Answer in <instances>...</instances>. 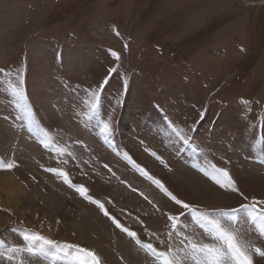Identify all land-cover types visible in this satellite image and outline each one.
Listing matches in <instances>:
<instances>
[{
  "label": "rangeland",
  "instance_id": "374dc122",
  "mask_svg": "<svg viewBox=\"0 0 264 264\" xmlns=\"http://www.w3.org/2000/svg\"><path fill=\"white\" fill-rule=\"evenodd\" d=\"M0 68L23 72L33 121L72 153L60 156L39 143L0 74V162L18 165L0 170V177L13 178L24 194L17 205L5 204L0 187V244L23 245L20 229L27 228L87 247L101 264H131L113 244L116 230L130 242L136 264H152L99 208L46 168L65 171L145 241V229L163 239V213L182 210L125 159L203 208L244 202L199 171L213 163L227 168L250 198L264 199V0H0ZM105 77L93 115L85 89ZM165 116L186 132L196 128L189 132L196 153ZM98 118H110L106 143L112 148L103 142ZM182 221L190 225L182 229L186 234L203 238L190 218ZM247 228L241 225L245 239L264 248V238ZM30 264L49 262L32 257Z\"/></svg>",
  "mask_w": 264,
  "mask_h": 264
},
{
  "label": "snow or ice",
  "instance_id": "6c2138e0",
  "mask_svg": "<svg viewBox=\"0 0 264 264\" xmlns=\"http://www.w3.org/2000/svg\"><path fill=\"white\" fill-rule=\"evenodd\" d=\"M111 55L119 61V53L113 51ZM117 67L110 68L109 73H115ZM0 74L8 78L6 80L7 91L13 99L14 106L23 114V118H27L30 125H34L39 143L45 149H50L60 156H71V152H68L65 147L53 143L49 132L33 121L24 88L23 72L18 69L13 73L0 68ZM108 79L109 77H105L97 86L85 89L92 101L90 112L93 115L96 111V102L99 100L100 91L108 83ZM244 103L248 102L244 101ZM164 119L167 121L166 116ZM200 119H204L203 113ZM167 123L172 133L175 134L185 148H191L193 153L198 151V148L194 145L193 137L189 135V132L196 131L195 127L189 128L186 132L184 129L173 125L171 121H167ZM97 127L100 134L107 140L111 133L110 118H98ZM152 155L156 156V153L153 152ZM156 158L164 163L159 156ZM17 166L14 160L0 162V170L11 171ZM105 167L108 166L105 165ZM45 171L62 178L63 182L73 188L83 199L99 208L115 228L125 233L152 258V264H254V256L264 258V248L256 246L250 240L245 239L241 230V225L246 224L248 226L246 231H254L258 238H264V199L250 198L242 192L225 167H219L213 163L207 168H199V171L219 189L238 195L244 202L234 207L212 209L203 208L199 204L179 199L168 190L162 181L153 178L144 169H140L143 175L147 176L165 196L182 210L177 214L163 213L166 217L165 228L167 229L163 234V239L157 232L145 229L146 235L150 238L148 241L142 240L135 231L124 226L115 216L110 215L105 208V204L89 195L85 186L73 184L65 171L58 168H46ZM132 190L136 191V189ZM141 195L143 194L141 193ZM144 199L147 200L148 198L145 196ZM148 202L152 203V201ZM154 207L156 206L154 205ZM156 211H160V209L156 207ZM182 218H190L191 224L202 230L203 238H201L199 232L193 235L186 234L182 229H187L190 225L184 224ZM20 236L24 242L23 245L13 244L7 246L0 244V249H2L0 250V259L7 261L8 264H30V258L32 257L43 258L49 264H101L100 257L95 251L79 244L58 241L43 235L39 231L27 228L20 229ZM151 238L158 241L160 247L155 246L151 242ZM205 239L208 242H205Z\"/></svg>",
  "mask_w": 264,
  "mask_h": 264
},
{
  "label": "bare ground",
  "instance_id": "6f19581e",
  "mask_svg": "<svg viewBox=\"0 0 264 264\" xmlns=\"http://www.w3.org/2000/svg\"><path fill=\"white\" fill-rule=\"evenodd\" d=\"M195 173V172H194ZM5 174V173H4ZM45 176V175H44ZM8 177V176H7ZM13 179V178H12ZM9 178H6V177H3L1 176L0 177V187L1 189L3 190V196H1V199H3L4 197V200L3 203L5 204H10V205H17V203L22 199L23 197V191L22 189H20V186L17 187V186H13V183H16L14 180H12ZM49 183V182H48ZM47 183V184H48ZM213 186V185H212ZM53 187L55 188H58L59 190L63 191H67V188L65 187H60L58 185H53ZM58 190V191H59ZM69 190V189H68ZM215 190V189H214ZM50 192H53L52 194H54L55 196H61L62 194L57 193L55 191H53V188L50 189ZM69 192V191H67ZM79 200V199H78ZM64 215H62L63 217ZM66 218V217H65ZM88 218V217H87ZM98 218L101 220V224H102V229L103 230H107L106 227H107V224L105 223V220H103L99 215H98ZM69 220V219H68ZM90 221V220H89ZM65 223V222H64ZM1 224H2V217L0 216V227H1ZM78 230L79 232L82 230V228H79L78 227ZM75 231V230H74ZM113 233L110 234V236L112 238L115 239L114 243L117 247H118V250L121 251L122 254L126 255L127 256V260L129 262H131L130 260H132L133 263L131 264H136L134 261H135V256L134 254L130 251V242L126 240V238L118 233L116 230H112ZM104 231H101L100 235L101 236H107V234H103ZM111 239V238H110ZM92 244V243H91ZM93 246V245H92ZM108 257H110L111 259H114L113 256L111 255H108ZM119 264V263H118Z\"/></svg>",
  "mask_w": 264,
  "mask_h": 264
}]
</instances>
